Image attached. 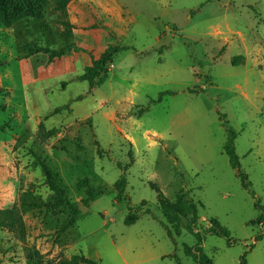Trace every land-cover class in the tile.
Here are the masks:
<instances>
[{
	"label": "rangeland",
	"instance_id": "374dc122",
	"mask_svg": "<svg viewBox=\"0 0 264 264\" xmlns=\"http://www.w3.org/2000/svg\"><path fill=\"white\" fill-rule=\"evenodd\" d=\"M53 2L41 21L0 27V210L17 216L15 233L0 230V264H195L184 253L195 236H168L150 183L197 204L212 264H264V0H72L63 12ZM26 45L72 50L19 61ZM110 47L123 49L104 82L78 80ZM229 131L239 168L223 151ZM91 187L105 193L83 206ZM130 212L139 219L126 225ZM211 219L230 246L204 233Z\"/></svg>",
	"mask_w": 264,
	"mask_h": 264
},
{
	"label": "trees",
	"instance_id": "16d2710c",
	"mask_svg": "<svg viewBox=\"0 0 264 264\" xmlns=\"http://www.w3.org/2000/svg\"><path fill=\"white\" fill-rule=\"evenodd\" d=\"M72 0H54V11L63 12L67 6L71 3ZM48 5V0H0V27L10 28L18 22H21L25 19H33L36 21L43 20L45 9ZM24 50L27 51V57L34 56L37 54H44L48 56L50 63H53L55 60L60 59L66 53L71 52L72 48L69 46H64L58 50H51L48 47H38L37 45H26ZM123 48L121 47H110L105 50L97 60L92 62L90 67L85 69V72L78 78V80L83 82H88L89 87L93 88L95 85L94 82L97 78L102 77V82L107 78L108 66L112 63L113 57L116 53ZM243 60L241 56L233 59L232 64L236 65ZM101 82V83H102ZM68 109V106L56 109L53 114H58L63 110ZM144 112L140 111V114ZM139 114V115H140ZM3 129V127H0ZM229 139L224 145L223 151L227 156L230 165L233 168H239V163L235 155L234 150V133L229 131ZM130 159L132 158V152H129ZM44 176L47 181L48 188L55 196L62 202L66 203V188L61 183L57 173L53 172L47 165L40 164ZM126 170V169H125ZM240 177L243 181L246 180L244 174L240 173ZM87 184V182H85ZM126 180L121 176L114 184L113 188L117 191L119 195L125 192ZM150 188L156 191L159 210L163 216L164 223L162 226L166 229L168 236L170 237L171 233L169 227H172L176 230L175 235L180 236V229L188 231L193 234L197 240V244L192 247H185L184 253L191 257L195 264H212L211 260L203 254L201 247L202 235L197 231V225L200 221L199 209L197 204L190 198L189 194L186 192H179L175 200H170L163 195L161 190L156 184H149ZM105 193L104 189L100 188H89L86 192V199L82 201L83 206H87L90 202L95 200L100 195ZM73 211L78 214L79 210L76 205H70ZM141 206L144 207L145 202L141 203ZM264 210V209H263ZM147 214L150 212L147 210ZM139 216L136 213H129L125 219L126 225H132L138 221ZM264 222V219L259 220V224ZM17 226V216L13 209H4L0 210V230H6L9 233H15ZM70 224L66 225L64 229L69 228ZM204 233L215 235L217 237H223L227 239V245H231V240L229 238L228 231L220 226V224L211 219L208 221V225L204 229ZM27 264H40L35 260L27 261ZM58 264H97L95 261L84 258L81 255H74L68 260L60 261ZM240 264H246L245 257L241 258Z\"/></svg>",
	"mask_w": 264,
	"mask_h": 264
},
{
	"label": "crops",
	"instance_id": "0c3cea01",
	"mask_svg": "<svg viewBox=\"0 0 264 264\" xmlns=\"http://www.w3.org/2000/svg\"><path fill=\"white\" fill-rule=\"evenodd\" d=\"M40 56H42V57H40ZM29 58H35L36 60H38L37 63L40 61L39 58H42V60H41V64L50 63V62L47 60V58L45 57L44 54H37V55L30 56V57H28V58H26V59H24V60H19V61L28 62Z\"/></svg>",
	"mask_w": 264,
	"mask_h": 264
},
{
	"label": "water",
	"instance_id": "95a60500",
	"mask_svg": "<svg viewBox=\"0 0 264 264\" xmlns=\"http://www.w3.org/2000/svg\"><path fill=\"white\" fill-rule=\"evenodd\" d=\"M78 210L81 212V213H84L86 211V208L83 207L82 205H79L78 206Z\"/></svg>",
	"mask_w": 264,
	"mask_h": 264
}]
</instances>
